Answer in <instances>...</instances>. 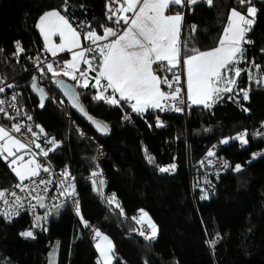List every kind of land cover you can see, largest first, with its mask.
Instances as JSON below:
<instances>
[{"label": "trees", "instance_id": "1", "mask_svg": "<svg viewBox=\"0 0 264 264\" xmlns=\"http://www.w3.org/2000/svg\"><path fill=\"white\" fill-rule=\"evenodd\" d=\"M111 1L68 0L65 12L64 0H0V81L13 85L8 92L55 139L50 160L71 174L83 218L58 207L46 228H36L25 216L13 223L0 216V264H100L90 238L97 231L113 243L112 264H264V137L257 138L264 134V85L249 79L264 78V0H252L257 12L244 43L248 67L233 91L212 110L192 106L167 116L162 126L154 122L158 110L137 114L124 101L93 99L92 85L83 88L46 71L42 77L35 69L37 60L50 59L37 30L45 12L61 10L73 27L91 26L78 31L102 34L112 27ZM247 7L239 0H199L169 12L184 15L182 43L205 51L217 46L229 12ZM35 78L49 95L43 110L32 89ZM62 78L76 86L88 115L108 126L106 136L71 109L56 86ZM240 89L248 90V100ZM241 134L247 143L235 139ZM225 139L219 154L240 171L210 174L205 156ZM171 165L173 174L160 171ZM18 182L0 160V190L7 193ZM143 211L151 214L158 236L137 223ZM25 231L33 237L21 235Z\"/></svg>", "mask_w": 264, "mask_h": 264}, {"label": "snow or ice", "instance_id": "2", "mask_svg": "<svg viewBox=\"0 0 264 264\" xmlns=\"http://www.w3.org/2000/svg\"><path fill=\"white\" fill-rule=\"evenodd\" d=\"M114 2L119 4L115 12L109 6V12L116 17L114 23L120 25L123 21V24L127 25L120 32L112 27H103L102 34L94 29L78 31V28L81 30L91 29V26L77 25V27H73L70 19L61 14V10L45 12L39 18V30L48 45L47 50L53 56L67 50L72 52V57L70 61H65L59 69L54 68L52 63H48L46 69L40 68L41 73L46 71L53 77L61 75L69 77L71 80L77 81V85L83 88L89 86L90 79L94 80L92 86L97 88L98 94L93 99L102 100L111 105H119L120 101L131 102L132 111L137 114H143L149 109L182 111L177 106V102L185 103V99L181 96L182 93L192 105L211 107L218 100L224 98V93L233 91L236 78L240 77L242 71L237 67L244 60L245 49L242 44L250 42L245 39L247 31L254 23V19L250 17H254L257 12L255 6L252 5V0H239L240 5H248L246 12L232 9L221 38L217 41V46L205 51L195 47L189 49L187 41L183 43L180 41L183 14L179 11L169 12L170 8L174 9L176 6L183 9L186 4L194 5L196 0H114ZM206 3L211 5L212 0H206ZM67 4L68 0H64L62 10L65 12L68 11ZM128 13L132 15L129 16ZM108 18L112 19V16ZM82 34L84 40L90 42L87 48L81 43ZM53 36H59L62 43L54 44ZM112 37L115 39H110ZM102 41H107V43H101ZM19 47L17 44V48ZM74 49L79 50L73 51ZM97 58H99V63L94 66V61ZM81 63L87 66L83 71L80 69ZM181 64H183L182 69ZM177 69H180L185 76L183 88L180 86L181 74ZM90 72H95L96 75L90 78ZM169 74L171 79H169ZM249 79L255 80L256 84L264 85V78L258 79L249 75ZM56 83L64 89V95L69 97L74 108L87 116L99 131L105 133L108 131L106 124L93 120L84 107L78 103V95L73 91L72 85L65 84L62 80H57ZM162 85L165 87L162 88ZM7 87L11 88L13 85ZM109 90H111V95H106ZM4 91L5 89L0 87V93ZM239 91L243 93L244 100L249 99L248 90L240 89ZM117 94L119 99H117ZM4 103L5 101L0 99V105ZM41 107H43L42 104ZM3 111L4 109L0 108V112ZM124 118L130 119L128 116ZM157 126H162V124L158 121ZM43 131L41 128L40 132L43 133ZM19 132H21L19 124L13 125L11 130L0 126V160H3L19 178L20 183L16 187L21 188V191H29L28 187L24 186L25 180H31L35 185L29 194L31 191L39 189L41 185L44 186V191H47V186L52 183V180L41 178L36 183L33 178L40 176L41 170L45 173L50 170L38 162L35 154L31 153L29 145L34 141L25 143L12 134ZM27 132L33 136L37 135L30 127ZM235 139L241 143H247L245 134H241ZM48 142L56 144L54 138ZM222 143L227 144L228 140L225 139ZM35 146L40 148L39 144ZM41 153L44 157L49 154L43 149H41ZM26 155H30L31 158L25 160ZM207 155L214 156L215 153L209 151ZM149 159L151 160V157ZM227 166L224 164V167ZM174 169L175 165H171L168 168H161L160 171L167 172ZM235 169L240 171V166L236 165ZM60 175L63 177L59 181V186L62 189L60 195H74V185L69 182L71 174L64 171ZM65 184H67V188H65ZM10 195L16 197L17 205L22 206L20 197L16 196L15 192H11ZM34 198L40 207H44V196L38 194ZM202 198L207 197L205 195ZM114 200L115 197H113ZM0 201H3L5 205L9 203L5 191L0 190ZM4 214L12 213L5 212ZM142 216L147 217V213H142ZM40 219L41 217H36L37 222ZM81 219L83 218L81 217ZM137 223H140V220H137ZM147 223L152 229V236H155L156 226L150 219ZM87 226L85 222V227ZM143 234L141 232V235ZM21 235L33 237L32 231H25ZM95 235L101 237V233L98 231ZM96 247L102 257L101 264H112L111 241H108L107 237H101V241Z\"/></svg>", "mask_w": 264, "mask_h": 264}, {"label": "built area", "instance_id": "3", "mask_svg": "<svg viewBox=\"0 0 264 264\" xmlns=\"http://www.w3.org/2000/svg\"><path fill=\"white\" fill-rule=\"evenodd\" d=\"M109 6L113 9V12L117 10L119 7L118 3H115L114 0H112L109 3ZM112 16V19H109V23L112 25V28L114 29H121L125 25L123 24V21H121L120 25H116L114 23L115 16L110 12V15ZM183 57V56H182ZM48 63H52L54 68L59 69L62 65V62L60 60H37L35 64V69L38 70L40 73V68H45ZM156 66L154 65V68ZM183 68V64H181V69ZM177 71L181 74V87H184V74L180 69H177ZM44 74V73H43ZM43 74L41 73V76L43 77ZM163 75V74H161ZM169 79H171V76L169 74ZM8 84H5L0 81V87L4 88L5 91L0 93V99H3L5 103L3 105H0V108L4 109L3 112H0V126L5 127L8 130H11L13 125L19 124L21 126V132L19 133H12L16 138L21 139L23 142L28 143L29 141H34V143H31L29 145L31 149V153L35 154V158L38 162H40L44 167L49 168V172L45 173L41 170L40 176L34 177L33 180L38 183L41 178L50 179L52 180V183L49 184L48 190L44 191V186L41 185L39 189L36 191L30 190L35 187L33 181L28 180L24 181V186H27L29 191H21V188L16 187L18 183L10 189L6 194L7 198L9 200V203L5 205L3 201L0 204V216L5 221V223H13L14 221L18 220L20 217H27L30 222L34 224L36 228H46L53 216L54 211L58 207H64V212L71 215L76 220H81V211H80V205H81V199L80 194L76 188V185L69 181L72 185H74V195H66L61 196L60 192L62 189L59 186V181L63 179V177L60 175L62 172L66 171V167L57 168L55 167L51 160L50 155L55 150L56 144L49 143L51 138L48 136L46 132L43 131V133L40 132V125L31 117L29 119V116L26 115L25 111L20 106V103L17 99V97L8 92ZM164 88L165 86L162 85ZM13 96H15V99H13ZM182 98L185 99V103L180 104L177 102V106L182 109V112L187 113L189 109L192 107L191 103L186 100V97L184 96V93L181 94ZM209 110L213 109V105L211 107H206ZM177 111L174 110H166V111H159L154 116V122L158 124H161L165 118L171 114L176 113ZM181 112V111H179ZM31 128L33 132H35L37 135L33 136L31 133L27 132L28 128ZM39 144L40 148H37L35 145ZM222 148V142L218 141L213 144V146L210 148L209 151H213L215 153L214 156H208L205 157L209 158V165L207 166V171L210 174L218 175V174H224L229 170H232L233 172L236 171L235 166L233 163L224 158L222 155L219 154V151ZM41 149L48 151V156L44 157L41 153ZM224 164H227V167H224ZM170 174L174 173V170L167 171ZM65 188H67V184H65ZM11 192H15L16 196L20 197L21 204L17 205L15 203L16 197H13L10 195ZM42 195L45 197V209L42 213H40L41 217V226L36 221L37 216V200L34 198L37 195ZM35 206V207H33ZM5 212L12 213L10 215H5ZM139 216V213L136 215ZM92 240L95 241V246L97 244V237L95 235V232H93L90 236Z\"/></svg>", "mask_w": 264, "mask_h": 264}, {"label": "crops", "instance_id": "4", "mask_svg": "<svg viewBox=\"0 0 264 264\" xmlns=\"http://www.w3.org/2000/svg\"><path fill=\"white\" fill-rule=\"evenodd\" d=\"M197 1H199V0H196V2ZM231 12V11H230ZM230 12H229V14H228V16H227V21H228V19H229V17H230ZM167 14V13H166ZM63 15V14H62ZM127 15H129V16H131L132 14L131 13H128ZM256 15V14H255ZM183 17H184V15H183ZM255 17V16H254ZM254 17H250V18H252V19H254ZM227 23V22H226ZM183 26H184V19H183V22H182V26H181V34H180V41L182 42V34H183ZM127 27V25H125L123 28H121V29H119L118 30V32H120V31H122L124 28H126ZM37 30H38V32H39V34L41 35V38H42V41H43V45H44V51H45V53L47 54V56L50 58V60H60L61 62H62V65L64 64V62L65 61H70L71 60V57H72V52H68L67 50H65V51H63V52H59V53H57L55 56H53L52 55V53L51 52H49L48 50H47V48H48V45L46 44V42H45V40H44V37H43V35L41 34V32H40V30H39V20L37 21ZM117 30V29H116ZM110 39H115V37H112V38H110ZM245 39H246V36H245ZM52 41H53V43L54 44H60V43H62V41H61V39L59 38V36H53L52 37ZM81 43H82V45L85 47V48H87L88 46H89V42L88 41H86V40H84V38H83V35H81ZM101 43H107V41H102ZM242 47L245 49V47H244V43L242 44ZM79 49H74L73 51H78ZM86 67L87 66H85L83 63H81L80 64V69H81V71H83V70H85L86 69ZM237 67H239V68H241V70L242 71H244V70H246L247 69V54H246V50H245V52H244V60L243 61H241V63L240 64H238L237 65ZM241 71V72H242ZM95 75H93L91 72L89 73V77L91 78V77H94ZM67 79H69V80H71L69 77H66ZM184 78H185V76H184ZM237 79L238 78H236V82H237ZM71 81H73V80H71ZM74 83L77 85V81H74ZM102 83H104V81H102ZM94 84V80H91L90 79V82H89V85H93ZM235 87V86H234ZM233 87V88H234ZM163 88V87H162ZM96 90H97V88H95ZM97 94H98V91H97ZM224 94H226V93H224ZM106 95H111V90H109V92L106 94ZM117 99H119V97H118V94H117ZM190 102V101H189ZM191 103V102H190ZM129 105L131 106V102H129ZM192 105V104H191ZM192 106H203V105H192ZM153 109H149V110H147V111H152ZM146 111V112H147ZM31 158V156L30 155H26L25 156V160H28V159H30ZM37 160V159H36ZM16 176V175H15ZM16 178L19 180V178L16 176ZM25 181H28V180H25ZM103 237H107V236H103ZM107 240L108 241H111V239L109 238V237H107ZM100 241H101V238H99V240H98V242H97V244L98 243H100ZM96 244V245H97ZM111 245H112V250H113V243H112V241H111ZM96 250H97V253H98V255H99V261H100V264H101V262H102V257L100 256V252H99V250L97 249V247H96ZM110 255L112 256V251H111V253H110ZM112 263H113V256H112Z\"/></svg>", "mask_w": 264, "mask_h": 264}, {"label": "water", "instance_id": "5", "mask_svg": "<svg viewBox=\"0 0 264 264\" xmlns=\"http://www.w3.org/2000/svg\"><path fill=\"white\" fill-rule=\"evenodd\" d=\"M62 80L65 84H68V85H72L73 86V91L78 95V91H77V88L76 86L66 80V79H60ZM35 84V87H33V85ZM33 85H32V89H33V92L35 94V97L37 98V100L39 101V110H43L44 107H45V104L47 103V101L49 100V95L48 93L45 91L44 88H41L38 86V83H37V78L34 79V82H33ZM58 90L62 93L63 97L65 98L66 102L68 103V105L71 107V109L81 118L83 119L86 123H88L99 135L101 136H106L108 134V131L105 133V132H102V131H99L95 124H93L91 121L88 120L87 116H85L83 113H81L77 108H74L72 106V101L69 99V97L65 96L64 95V89L59 87L57 84H56ZM78 103L83 106L79 100V96H78ZM41 104L43 105V107H41ZM84 107V106H83ZM85 109V108H84ZM93 118V117H92ZM93 120L99 122L98 120H96L95 118H93ZM101 123V122H99ZM103 124V123H101ZM37 203V202H36ZM38 207H37V216L40 217V213H42L45 209V200H44V207H40V205L37 203ZM36 216V217H37ZM38 224L41 226V219L40 221L38 222Z\"/></svg>", "mask_w": 264, "mask_h": 264}, {"label": "rangeland", "instance_id": "6", "mask_svg": "<svg viewBox=\"0 0 264 264\" xmlns=\"http://www.w3.org/2000/svg\"><path fill=\"white\" fill-rule=\"evenodd\" d=\"M119 30V29H118ZM62 66V65H61ZM264 137V134L262 133V134H258L257 135V138H259V139H261V138H263ZM63 207V206H62ZM61 207V208H62ZM142 213H147V217H143L142 216ZM136 218L138 219V220H140V226L141 227H143L145 230H146V234L148 235V236H152V229L148 226V223H147V221H148V219H150L151 220V222L156 226V235L155 236H152V237H156V236H158V233H159V230H158V227H157V225L155 224V222H154V220H153V218H152V216H151V214L149 213V212H139V216L137 217L136 216ZM104 235H102L101 234V237H103ZM97 237V236H96ZM101 237H97V242H98V240H99V238H101Z\"/></svg>", "mask_w": 264, "mask_h": 264}]
</instances>
